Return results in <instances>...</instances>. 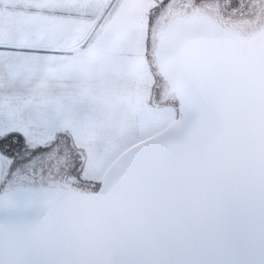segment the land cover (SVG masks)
Listing matches in <instances>:
<instances>
[{
  "label": "snow or ice",
  "instance_id": "obj_1",
  "mask_svg": "<svg viewBox=\"0 0 264 264\" xmlns=\"http://www.w3.org/2000/svg\"><path fill=\"white\" fill-rule=\"evenodd\" d=\"M126 2L0 0V264H264V0Z\"/></svg>",
  "mask_w": 264,
  "mask_h": 264
},
{
  "label": "rangeland",
  "instance_id": "obj_2",
  "mask_svg": "<svg viewBox=\"0 0 264 264\" xmlns=\"http://www.w3.org/2000/svg\"><path fill=\"white\" fill-rule=\"evenodd\" d=\"M184 0H166V2L163 4V6L159 7V11L155 15V20L157 21V27L162 28L165 23L170 19L173 14H186L188 9L181 5V2ZM109 0H103L102 2L99 0V8L100 10H103L108 4ZM114 2V0H113ZM155 3L156 5H160V0H142V15L147 12L148 7L150 4ZM193 3H195L198 6L206 7V4L209 3L211 6H216L215 0H193ZM124 6H128L126 3ZM168 7H171V12L167 17H164L165 13L167 12ZM111 11V9H109ZM123 11V10H122ZM204 11V10H203ZM124 12V11H123ZM144 12V13H143ZM206 12V11H204ZM167 14V13H166ZM96 15H99V11H96ZM142 15L133 17L132 15H126L122 14L121 19L125 24L131 25L136 20H138Z\"/></svg>",
  "mask_w": 264,
  "mask_h": 264
},
{
  "label": "flooded vegetation",
  "instance_id": "obj_3",
  "mask_svg": "<svg viewBox=\"0 0 264 264\" xmlns=\"http://www.w3.org/2000/svg\"><path fill=\"white\" fill-rule=\"evenodd\" d=\"M183 4V6L185 8L188 9L186 14H178L180 16H182L183 19L185 20H190V19H204L207 21V18H212L213 20L216 17V6H211L209 3L206 4V7H202V6H198L195 3H193V0H184L181 2V5ZM171 7H168L167 9V14L165 13L164 17H167L169 15V13L171 12ZM206 12H204V11ZM176 14H173L171 17H169L170 19L165 23V25L162 27H167V25L170 23V21H172L174 19V17L178 16ZM241 35H244L247 33L248 29L246 27H242L240 30ZM251 44L250 42H243L241 44H239L238 46L240 48L245 47V45H249Z\"/></svg>",
  "mask_w": 264,
  "mask_h": 264
},
{
  "label": "water",
  "instance_id": "obj_4",
  "mask_svg": "<svg viewBox=\"0 0 264 264\" xmlns=\"http://www.w3.org/2000/svg\"><path fill=\"white\" fill-rule=\"evenodd\" d=\"M206 23H207V21L204 19L185 20L182 18V16L178 15V16L174 17V19L172 21H170V23L167 25V27L169 25L175 26L178 29L203 27L206 25ZM238 50H239L240 55H242L244 57H249L252 55V44H249L247 46L245 45V47H243V48H240L238 46Z\"/></svg>",
  "mask_w": 264,
  "mask_h": 264
},
{
  "label": "crops",
  "instance_id": "obj_5",
  "mask_svg": "<svg viewBox=\"0 0 264 264\" xmlns=\"http://www.w3.org/2000/svg\"><path fill=\"white\" fill-rule=\"evenodd\" d=\"M101 2L103 0H100ZM126 4L128 6H123V11H121L122 14L126 15H132L133 17H137L142 15V0H127ZM0 7L6 8L7 10L11 11L12 10V5L10 4H0ZM144 13V12H143Z\"/></svg>",
  "mask_w": 264,
  "mask_h": 264
}]
</instances>
